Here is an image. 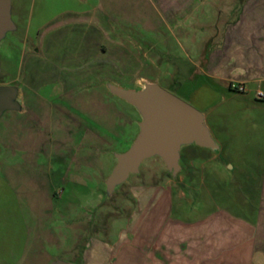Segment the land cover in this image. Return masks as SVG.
<instances>
[{
	"label": "crops",
	"instance_id": "obj_1",
	"mask_svg": "<svg viewBox=\"0 0 264 264\" xmlns=\"http://www.w3.org/2000/svg\"><path fill=\"white\" fill-rule=\"evenodd\" d=\"M22 11L23 38L31 45L29 91L60 60L88 68L84 80L159 82L187 73L184 78L198 82L185 94L215 148L182 147L176 175L154 157L166 166L163 179L131 186L134 209L124 235L113 240L102 221L103 192L89 202L95 213L88 225L81 224L74 214L81 191L63 200L51 158L35 153L37 139L24 138L30 133L19 118L25 106L6 112L0 120V264H33L36 257L41 264H264V99H257L264 92V0H27ZM10 12L13 27L0 51L19 32L13 0ZM10 50L8 44L7 59ZM165 65L174 67L165 72ZM18 97L24 98L22 89ZM24 169L40 177L36 188H22ZM31 191L40 193L41 206L24 203ZM37 207L44 210L41 220L61 216L60 229L33 226L27 210L35 214Z\"/></svg>",
	"mask_w": 264,
	"mask_h": 264
},
{
	"label": "rangeland",
	"instance_id": "obj_2",
	"mask_svg": "<svg viewBox=\"0 0 264 264\" xmlns=\"http://www.w3.org/2000/svg\"><path fill=\"white\" fill-rule=\"evenodd\" d=\"M26 7L27 0H13V19L19 25V32L10 33L1 45L0 85L14 86L24 91V98L18 97V103L26 109L19 118L23 124L30 127L28 130L30 133L26 130L24 138L31 136L37 139L38 144L33 145L35 153L42 158L45 156L51 158L49 162L55 172L54 186L60 193L65 192L63 200H67L73 189L81 191L82 207L79 208V205L78 209L74 210L76 219H80L81 224L88 225L95 213L94 209L89 207V202L97 197V193L103 192L104 201L100 208L103 212L102 221L109 222L108 237L119 240L125 233L128 215L134 209L131 186L152 185L158 183L160 179L162 181L166 166L160 159H147L141 164L139 173L130 175L111 196L104 193L107 180L117 166V156L124 155L131 149L132 143L141 132L142 122L137 109L111 93L108 87L112 85L138 92L145 89L147 84H155L192 105L185 90L190 85H196L198 81L191 82L184 78L187 77V73L167 76V80L159 82L101 81L98 78L84 80L82 74L88 68H78L79 66L68 62L63 65V61L60 60L62 64L58 61L59 64L50 66L51 69L54 67V71H51L54 74L34 82L35 91H29V82L26 79L30 76L28 71L30 59L27 54L31 45L24 41L23 20L20 19L22 10ZM8 44L11 47L9 59L5 53ZM45 63L46 61H43L39 64L45 68L47 67ZM170 67L174 66H162L165 72H170ZM147 76L153 78L155 75L147 73ZM211 101L223 103L219 98H211ZM7 114L16 113L8 111ZM263 138L254 139V144H261ZM39 179L40 177L28 175L24 169L20 178L25 184L22 188H36L35 181ZM61 200L58 202H63ZM42 201L37 191L32 192L31 200L24 198V203H29L28 206L31 204L41 206ZM27 211L33 226L40 224V227H44L55 223L56 230L60 229L59 223L63 220L61 216L54 215V219L47 221L41 220L44 211L41 208L37 207V212L32 209L36 216L31 209ZM38 248L40 251L43 250V246ZM36 258L33 264H41L42 259Z\"/></svg>",
	"mask_w": 264,
	"mask_h": 264
},
{
	"label": "water",
	"instance_id": "obj_3",
	"mask_svg": "<svg viewBox=\"0 0 264 264\" xmlns=\"http://www.w3.org/2000/svg\"><path fill=\"white\" fill-rule=\"evenodd\" d=\"M11 0H0V40L12 27ZM110 92L125 100L141 115V132L131 149L117 156V166L107 180V195L121 186L130 175L138 174L141 164L159 157L174 175L180 170V150L197 144L215 148L204 124L202 114L182 99L169 93L159 85L147 84L141 91L125 90L109 86ZM19 89L0 86V120L8 111H20ZM54 264H69L56 262Z\"/></svg>",
	"mask_w": 264,
	"mask_h": 264
},
{
	"label": "built area",
	"instance_id": "obj_4",
	"mask_svg": "<svg viewBox=\"0 0 264 264\" xmlns=\"http://www.w3.org/2000/svg\"><path fill=\"white\" fill-rule=\"evenodd\" d=\"M232 89L237 90V91L242 92V93L246 92V88L244 86L232 85ZM257 99H259V100L264 99V92L259 91L257 93Z\"/></svg>",
	"mask_w": 264,
	"mask_h": 264
}]
</instances>
